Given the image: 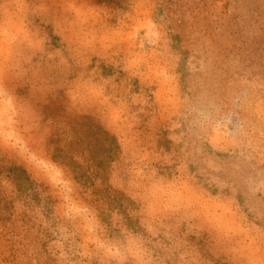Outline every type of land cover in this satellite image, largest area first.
I'll list each match as a JSON object with an SVG mask.
<instances>
[{"label": "rangeland", "instance_id": "obj_1", "mask_svg": "<svg viewBox=\"0 0 264 264\" xmlns=\"http://www.w3.org/2000/svg\"><path fill=\"white\" fill-rule=\"evenodd\" d=\"M0 264H264V0H0Z\"/></svg>", "mask_w": 264, "mask_h": 264}]
</instances>
